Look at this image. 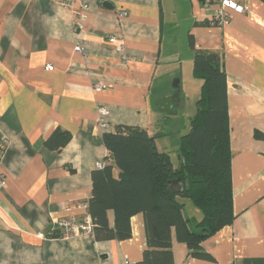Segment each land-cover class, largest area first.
<instances>
[{"label": "crops", "instance_id": "obj_1", "mask_svg": "<svg viewBox=\"0 0 264 264\" xmlns=\"http://www.w3.org/2000/svg\"><path fill=\"white\" fill-rule=\"evenodd\" d=\"M236 2L246 10L231 13L229 24L219 28L199 25L211 20L214 3L109 0L107 9L102 0H75L87 10L83 30L74 31L70 11L52 0H0V142L7 143L0 160V264L142 259L141 214L131 218V236L123 241H96L93 233L61 237L56 224L89 216L91 172L104 164L105 132L116 126L143 129L165 152L159 143L166 135L158 129L167 117L162 120L153 103L171 95L163 89L170 75L179 80L184 107L187 95L169 63L180 22L187 48L192 36L197 49L222 55L234 220L202 242L211 261L190 258L172 233V264H264V139L255 137L264 135V0ZM79 43L84 53L74 50ZM47 65L53 70L45 71ZM94 86L105 90L94 92ZM195 87L193 100L200 82ZM97 106L109 112L107 130L95 124ZM56 131L69 136L58 151V140L47 143ZM107 218L112 228V212Z\"/></svg>", "mask_w": 264, "mask_h": 264}, {"label": "trees", "instance_id": "obj_2", "mask_svg": "<svg viewBox=\"0 0 264 264\" xmlns=\"http://www.w3.org/2000/svg\"><path fill=\"white\" fill-rule=\"evenodd\" d=\"M198 2L204 6L211 0ZM199 25L215 26L212 20ZM188 48L192 76L199 80L200 89L189 130L178 139L177 166H173L168 153L157 150L155 138L146 130L116 126L102 135L104 164L91 172L86 211L96 241L129 239L131 218L142 215L146 246L136 264H172V233L186 246L190 258L211 261L202 242L234 220L222 55L197 49L192 36L188 37ZM255 137L264 139L261 133ZM54 139L59 141L55 146L58 151L69 136L56 131L47 143ZM177 180L183 187L180 192L170 188ZM181 199L189 200L200 212L198 221L192 222L183 213ZM109 212L114 217L112 228L108 225Z\"/></svg>", "mask_w": 264, "mask_h": 264}, {"label": "rangeland", "instance_id": "obj_3", "mask_svg": "<svg viewBox=\"0 0 264 264\" xmlns=\"http://www.w3.org/2000/svg\"><path fill=\"white\" fill-rule=\"evenodd\" d=\"M179 25L180 28H178V30L176 29L174 32L175 47L173 49H175V52L172 53L174 60H170L169 63L175 68L176 75H180L182 83L181 91L187 96L184 100V107H178L176 109V114L164 119L161 123V127L158 129V132H164L166 135L163 141L159 143L160 149H164V151L169 154L172 163H176L178 160L177 140L188 132L189 120L195 113V102L198 96L193 100L192 94H194V90L196 89L195 86L199 82V80L192 76V62H190L188 58L190 53L187 48V39L185 33L182 32L184 28L183 22H180ZM173 61H175V63H173ZM171 66L169 68H171ZM175 79L177 78L174 76L170 77L169 75L166 82L163 83V89H165L167 93L172 94L174 92L172 83ZM161 118L163 120L162 116ZM180 202L184 204L183 213L192 220V222L198 221L201 218L200 212L193 207L189 200L181 199Z\"/></svg>", "mask_w": 264, "mask_h": 264}, {"label": "built area", "instance_id": "obj_4", "mask_svg": "<svg viewBox=\"0 0 264 264\" xmlns=\"http://www.w3.org/2000/svg\"><path fill=\"white\" fill-rule=\"evenodd\" d=\"M58 5L67 8L73 19L74 31H82L83 24L85 20V12L87 10V5L79 4L76 6L75 0H52ZM109 0H102V2H108ZM111 1V0H110ZM212 3L215 4L216 9L213 11L211 20L214 22L216 27H224L229 24L231 19V13H243L246 9L244 5H240L236 0H211L206 5L210 6ZM124 13H120L119 17H124ZM116 41V36H111L109 42L114 44ZM74 50L79 53H84V44L79 43L75 46ZM115 50L123 55V50L121 46H116ZM53 70L51 65L45 67V71L50 72ZM94 92L104 91L103 86H94ZM109 112L104 106L96 107V119L95 124L102 130L109 129L106 118ZM6 141L0 142V160L6 149ZM101 166H99L100 168ZM4 185V176L0 173V187ZM56 230L61 237H73L80 235L82 233H92V223L89 216H86L83 220H76L73 217L62 219L57 222Z\"/></svg>", "mask_w": 264, "mask_h": 264}, {"label": "water", "instance_id": "obj_5", "mask_svg": "<svg viewBox=\"0 0 264 264\" xmlns=\"http://www.w3.org/2000/svg\"><path fill=\"white\" fill-rule=\"evenodd\" d=\"M103 7L107 9H112V5L108 2H104ZM172 88L174 92L170 96L159 98L153 103L155 109L163 115V119L175 115L176 109L180 106L179 80L175 79L173 81ZM170 188L174 192H180L183 189L182 185L179 184L178 180L174 181Z\"/></svg>", "mask_w": 264, "mask_h": 264}]
</instances>
